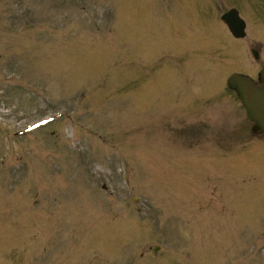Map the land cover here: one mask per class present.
Instances as JSON below:
<instances>
[{"label":"rangeland","instance_id":"1","mask_svg":"<svg viewBox=\"0 0 264 264\" xmlns=\"http://www.w3.org/2000/svg\"><path fill=\"white\" fill-rule=\"evenodd\" d=\"M263 60L264 0H0V264H264Z\"/></svg>","mask_w":264,"mask_h":264},{"label":"water","instance_id":"2","mask_svg":"<svg viewBox=\"0 0 264 264\" xmlns=\"http://www.w3.org/2000/svg\"><path fill=\"white\" fill-rule=\"evenodd\" d=\"M220 18L234 37H241L245 34V22L234 7L224 10L220 14ZM250 51L256 58L257 50L251 48ZM256 76L259 80L258 83L247 74L232 71L226 76L225 83L235 91L247 118L252 121L251 130L260 131L264 148V61Z\"/></svg>","mask_w":264,"mask_h":264},{"label":"flooded vegetation","instance_id":"3","mask_svg":"<svg viewBox=\"0 0 264 264\" xmlns=\"http://www.w3.org/2000/svg\"><path fill=\"white\" fill-rule=\"evenodd\" d=\"M225 10H226V9H225ZM254 79H255V81H256L257 83L259 82V80L257 79V77H256V76H255V78H254Z\"/></svg>","mask_w":264,"mask_h":264}]
</instances>
